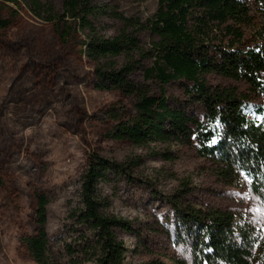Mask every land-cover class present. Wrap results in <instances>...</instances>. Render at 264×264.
<instances>
[{
	"label": "rangeland",
	"instance_id": "1",
	"mask_svg": "<svg viewBox=\"0 0 264 264\" xmlns=\"http://www.w3.org/2000/svg\"><path fill=\"white\" fill-rule=\"evenodd\" d=\"M43 1L62 12L63 0ZM94 4L98 11L91 19L102 36L114 37L126 29L138 34L145 51L151 50L153 36L147 22L159 0ZM0 8L11 19L10 26L0 30V264H38L21 242L22 235L37 233V191L50 199L47 231L58 257L63 256L59 250L64 244L78 239L71 212L79 206L82 175L93 154L127 168L122 173L109 169L98 190L109 202L107 212L130 221L134 228L116 230L128 249L125 264L155 259L166 264H177L179 259L191 262L189 249L178 241L177 201L202 211L233 212L237 223L255 226L260 235L256 252H261L264 201L252 191L248 177L225 182L215 164L194 146L177 142L140 146L115 138L117 120L136 113V96L97 89L95 67L81 52L82 45H64L54 22L9 0H0ZM135 59L146 67L154 62L152 55ZM127 62L125 57L119 60ZM205 77L212 85L248 91L242 81L217 73ZM133 78L143 81L142 69H136ZM165 88L170 104H188L181 83ZM160 89L152 83L153 93Z\"/></svg>",
	"mask_w": 264,
	"mask_h": 264
},
{
	"label": "trees",
	"instance_id": "2",
	"mask_svg": "<svg viewBox=\"0 0 264 264\" xmlns=\"http://www.w3.org/2000/svg\"><path fill=\"white\" fill-rule=\"evenodd\" d=\"M9 1L54 22L64 45L80 43L95 67L97 89L136 96V113L117 120L115 138L140 146H194L215 164L219 178L233 183L241 175L248 177L252 191L264 201V0H159L147 22L153 36L150 51L143 49L137 33L126 29L102 36L91 19L98 11L95 0H63L60 13L43 0ZM10 24L0 8V30ZM149 55L154 62L148 67L135 59ZM121 57L128 62L120 64ZM138 68L143 81L133 78ZM211 73L245 82L248 91L212 85L205 77ZM153 82L161 86L160 93L152 92ZM173 82L185 88L188 104H170L165 87ZM113 168L121 173L127 169L91 156L79 206L71 212L78 239L60 248L63 256L53 251L47 231L49 196L35 192L37 233L22 235L21 242L38 264H125L128 249L116 230L134 228L107 212L109 202L98 191ZM174 207L178 241L191 254L190 263L179 259L177 264H264V248L256 252L260 235L254 225L237 223L229 210L202 211L178 201ZM140 264L166 263L155 259Z\"/></svg>",
	"mask_w": 264,
	"mask_h": 264
},
{
	"label": "snow or ice",
	"instance_id": "3",
	"mask_svg": "<svg viewBox=\"0 0 264 264\" xmlns=\"http://www.w3.org/2000/svg\"><path fill=\"white\" fill-rule=\"evenodd\" d=\"M213 142H215V141H213Z\"/></svg>",
	"mask_w": 264,
	"mask_h": 264
}]
</instances>
